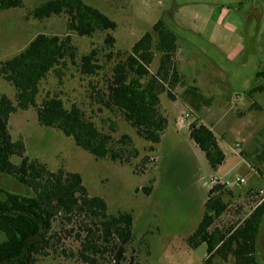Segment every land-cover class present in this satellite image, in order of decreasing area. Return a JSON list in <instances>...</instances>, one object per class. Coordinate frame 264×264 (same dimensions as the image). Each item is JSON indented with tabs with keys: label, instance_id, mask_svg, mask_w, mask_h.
<instances>
[{
	"label": "rangeland",
	"instance_id": "1",
	"mask_svg": "<svg viewBox=\"0 0 264 264\" xmlns=\"http://www.w3.org/2000/svg\"><path fill=\"white\" fill-rule=\"evenodd\" d=\"M47 1L23 0V8H0V63L21 53L39 34L62 38L70 35L77 48L76 61H68L60 72L53 71L42 81L38 104L56 95L68 108L78 105L103 132L112 135L117 148L127 151L129 162L94 157L60 131L41 126L35 108L20 110L10 117L13 140H22L26 156L46 163L53 172L63 168L79 173L91 196L105 198L111 214H133L134 242L123 264H129L132 255L141 264H204L207 245L192 249L186 238L201 222L210 191L222 186L214 185L211 178L216 176L228 183L227 189H233L222 198L229 205L230 217L218 219L217 226L242 221L262 199L259 189L253 187L264 185V160L259 158L264 151V92L254 97L246 93L260 83L256 77L258 51L262 59L260 68L264 67V0L260 9L251 0H84L118 25L115 32H98L92 37L70 32L65 15L34 18L32 11ZM189 5L220 8L215 17H221V36L215 44L204 33L198 35L173 24L174 14L182 8L188 10ZM159 21L178 35V59L188 76L187 83L200 78L199 69H206L212 87L216 88H208L207 93L213 97H207L208 103L200 102L199 110L187 106L181 86L174 90L178 102L162 95L161 110L168 118V127L161 142L154 145L142 139L120 113L109 111L99 96L111 78L113 67L123 58L118 53L130 52ZM109 33L115 38L113 47L105 43ZM240 45L245 53L235 56ZM94 50L101 70L94 76L83 75L81 58ZM159 59L156 54L150 67L152 72L159 67ZM0 94L16 101L14 88L1 77ZM180 117L184 120H179ZM194 121L211 127L220 139L226 160L217 169L212 168L205 153L190 137L189 126ZM125 135L131 141L123 146L119 142ZM238 143L240 150L236 148ZM12 161L19 159L14 157ZM258 174L262 176L259 183ZM2 181L4 186L18 189L9 179ZM57 225L58 222L56 228ZM58 245L67 256L50 250V256L40 264H85L75 256L80 247L76 235L63 234ZM258 250L259 264H264V222ZM102 263L110 264L109 258ZM215 264H233V260L223 262L216 258Z\"/></svg>",
	"mask_w": 264,
	"mask_h": 264
},
{
	"label": "trees",
	"instance_id": "2",
	"mask_svg": "<svg viewBox=\"0 0 264 264\" xmlns=\"http://www.w3.org/2000/svg\"><path fill=\"white\" fill-rule=\"evenodd\" d=\"M23 7V0H0L2 10ZM32 15L38 20L65 15L68 30L81 37L115 32L118 28L108 15L84 0H48L36 7ZM105 43L113 47L115 38L109 33ZM177 48L176 34L159 21L130 52L118 53L123 58L113 67L111 78L99 96L109 111L120 113L142 139L154 145L161 142L168 127V118L161 110V96L167 94L175 101L174 90L185 86L177 68ZM76 54L70 35L62 38L39 34L21 53L0 63V77L16 92L15 102L0 94V264H40L50 256V250L67 256L58 245L65 233L76 235L80 247L75 256L85 264H103L108 258L110 264L127 262L129 247L134 242L133 214H111L105 198L91 196L79 173L63 168L53 172L46 163L30 159L25 143L14 141L10 132L13 114L35 108L41 126L60 131L94 157L129 162L127 151L117 148L112 135L103 132L78 105L68 108L56 95L38 104L42 81L51 72H60L68 61L75 63ZM156 54L160 57L159 67L152 72L150 67ZM99 70L95 50L81 58L83 75L94 76ZM257 79L260 83L246 93L249 96L264 92V71L257 73ZM183 99L197 110L200 102L208 103L194 86L185 88ZM189 132L213 169L224 163L226 155L220 139L209 126L194 121ZM130 141L125 135L119 143L126 146ZM14 157L19 162L12 161ZM259 158L264 160V151ZM5 178L18 185V189L4 186ZM223 189L215 186L210 191L202 221L186 242L192 249L207 245L204 264H215L216 258L223 262L233 260V264H259L264 202L242 221L217 226L227 210ZM129 264L141 263L132 255Z\"/></svg>",
	"mask_w": 264,
	"mask_h": 264
},
{
	"label": "crops",
	"instance_id": "3",
	"mask_svg": "<svg viewBox=\"0 0 264 264\" xmlns=\"http://www.w3.org/2000/svg\"><path fill=\"white\" fill-rule=\"evenodd\" d=\"M251 2H254V5L256 6L255 7L256 9H260L261 0H251ZM229 4H232V3H229ZM222 6H224V5H222ZM187 7H185V8H187ZM189 7L190 8L188 10H185L183 8L179 9L174 14V16H173V24H176L177 26L184 27V28L187 27L188 29L195 31L198 35H202L204 33L207 36H209V39L211 40V43L215 44L218 41L219 37L221 36V33H220V30L222 28V26H221L222 25L221 17H219V18H217V16L215 17L216 11L220 10V8H218V7L212 8V7L204 6L201 9V7L199 5H197V6H190L189 5ZM221 13H222V11H220V14ZM207 29H208V31H207ZM176 36H177V46H178L177 52H176L177 68H178V71L180 72V74L184 77V81H185V86H181L183 88V92H184L186 87L194 86V87L198 88L200 90V92L202 93V95L206 98V100L208 102H210V100H208L207 97H213V95H211L210 93H207V91L209 90L208 88H216V87H212L213 85H212V82L210 81V80H212L211 77L209 76L208 73H206V71H205L206 69H202V70L199 69L198 74H199L200 78L197 76V78H195L191 84L187 83L186 79H188V76L182 71V69H181L182 61L178 59V54H179L180 50H179V44H178V35L176 34ZM185 52L186 51H183L182 53H185ZM244 53H245V48H244V46L240 45L236 49L235 56L239 55V54L241 55V54H244ZM258 53H259V71L260 70L264 71V67H263V69L260 68V66L262 64V61H261L262 59H261L259 51H258ZM242 60L245 61L246 58L242 59ZM204 74L206 76L202 77V76H204ZM182 97H183V93H182ZM249 97H254V96H249ZM174 102H178V100L176 99ZM185 102L187 103L186 100H185ZM187 106H190V105L188 104ZM261 178H262V176L259 175L256 178V182L259 183ZM221 185L224 187L223 195L226 194L227 192L229 194H231V190L233 191V189H231V188L227 189L226 188L227 185H225V184H221ZM253 189H259V191H260L261 189H264V185L259 184V185L255 186V187H253ZM222 198H223V196H222ZM223 201H224V199H223ZM260 202H261V200L256 204L254 209L261 204ZM227 210H229V205L228 204H227ZM227 210L223 214V217L229 218L230 217V213ZM249 215H250V213H249ZM261 236H262V227H261L260 237ZM259 241H260V238H259ZM258 248H259V246H258ZM258 253H259V250H258ZM258 259H259V257H258Z\"/></svg>",
	"mask_w": 264,
	"mask_h": 264
},
{
	"label": "built area",
	"instance_id": "4",
	"mask_svg": "<svg viewBox=\"0 0 264 264\" xmlns=\"http://www.w3.org/2000/svg\"><path fill=\"white\" fill-rule=\"evenodd\" d=\"M190 115H187V117H189ZM179 120H184V117H180L179 118ZM236 148L237 149H241V144L240 143H238V144H236ZM211 180H212V183L214 184V185H217V184H225V185H228V183L226 182V183H224V182H221V180L219 179V178H217L216 176H213L212 178H211ZM238 181L239 182H244V179H238ZM259 194L262 196V199H261V202L260 203H263L264 202V189H261L260 191H259Z\"/></svg>",
	"mask_w": 264,
	"mask_h": 264
}]
</instances>
